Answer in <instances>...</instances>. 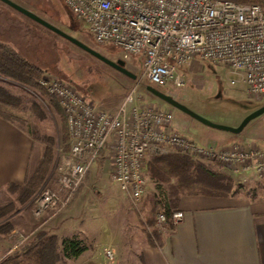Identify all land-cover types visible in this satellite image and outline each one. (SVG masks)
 <instances>
[{"label":"built area","instance_id":"1","mask_svg":"<svg viewBox=\"0 0 264 264\" xmlns=\"http://www.w3.org/2000/svg\"><path fill=\"white\" fill-rule=\"evenodd\" d=\"M62 1L97 45L141 57L138 85L147 81L156 89L183 88L187 73L203 63L240 76L250 97L264 98L262 5L229 0ZM38 85L64 114L69 150L54 168L58 190L42 187L34 197L31 214L36 219L65 209L103 154L111 164V180L135 208L146 189L148 156L171 148L217 160L233 172L264 173L263 152L238 145L216 149L197 144L172 131L171 111L139 104L135 89L112 110H105L62 81L42 77ZM182 219V212H173L171 226ZM153 228L169 231L163 212L157 214ZM104 255L108 262L114 260L110 249Z\"/></svg>","mask_w":264,"mask_h":264},{"label":"rangeland","instance_id":"2","mask_svg":"<svg viewBox=\"0 0 264 264\" xmlns=\"http://www.w3.org/2000/svg\"><path fill=\"white\" fill-rule=\"evenodd\" d=\"M11 1L32 12L65 35L81 42L101 57L112 62L123 61L125 68L134 74L136 79L132 80L124 76L100 59L76 47L63 37L49 31L0 1V35L3 39L8 40V43L0 41L11 46L30 64L40 69L43 72V77L56 79L70 85L94 106L102 107L105 110H112L128 92L135 89L139 104L153 105L172 112L173 121L170 128L173 132L188 139L198 140L200 134L196 127L201 125L200 122L171 107L146 89L147 86L153 88H156V86L147 81H143L138 85L137 80L142 66L140 56L126 54L109 45H97L89 35L86 26L74 18L62 0ZM257 5L264 6V3ZM192 69L193 71L188 72L186 75V85L183 88L174 89L169 87L161 91L191 112L214 124L229 126L244 112L264 101V98L250 97L246 93V86L242 78L232 75L223 67H212L200 63V68ZM230 81H235L236 84L232 85ZM0 85L19 99L20 102L18 108H9L12 122L29 133L35 141L36 147L41 150V157L45 149L49 148L51 151L50 173L41 188L48 187L58 190L54 181V168L60 157L68 153L69 147L68 140H66L65 119L52 106L50 99L57 104L56 100L41 87L36 90L6 77L0 76ZM238 146H241L244 150L247 149L240 144ZM169 153L189 156L192 160L203 163L215 171L224 172L231 179L232 189L229 194H239L242 198L250 199L264 197V173L254 174L256 177L247 175H240V178L234 177L231 174L233 172L231 168L222 165L217 160L202 155L192 156L189 153L177 152L171 148L163 154L148 156L145 169L147 185L136 208L127 196L121 195L123 193L118 190V185L111 180L110 170L109 173L108 169L96 170L98 158L90 169L87 185L85 183L86 179L81 185V187L85 185L90 189L89 194L86 192L81 203L87 204V206L96 204L98 212L90 214V211L86 208L83 214L87 218H84L88 222L94 220V222L100 223L101 221L105 222L104 220L107 219L114 222L120 217L124 222L123 218L126 217L128 224L122 222L120 224V231L124 235L121 239L117 238L120 245L124 246L132 247L131 235L137 229L135 225L139 227L143 225L144 235L153 236V234H157L161 236L162 233L155 230L153 226L157 214L164 211V205L169 194L168 186L174 185L175 179L170 178L168 184L155 183L147 173V165L154 156L169 155ZM37 193L23 205L18 201L19 190L7 189L0 195L1 208L5 207L8 210L12 206L14 207L13 211L0 219V226L4 223L8 225V229L4 228L7 231L0 230V262L14 256L23 244L30 243L38 233L43 232L40 228L43 218L36 219L31 214L33 200ZM93 214H96L95 219L89 217ZM141 223L142 225H140ZM103 238L101 241L106 239ZM20 241L22 242L19 243ZM93 246L95 248L94 244ZM126 254L130 255L129 252ZM50 264H68V260L63 259L60 261L55 256L51 259Z\"/></svg>","mask_w":264,"mask_h":264},{"label":"crops","instance_id":"3","mask_svg":"<svg viewBox=\"0 0 264 264\" xmlns=\"http://www.w3.org/2000/svg\"><path fill=\"white\" fill-rule=\"evenodd\" d=\"M0 40L8 43L1 35ZM262 106L264 101L244 112L229 126L238 127L247 115ZM196 129L200 134L198 140H190L197 144L216 149L240 144L264 153V113L251 120L238 134L203 124ZM40 159L41 150L29 133L0 117V195L9 185H23ZM107 159L104 154L99 157L97 171H111ZM231 174L240 178L243 175L254 177L257 173L238 171ZM89 190L85 185L80 187L60 213L50 218L46 213L42 217L41 231L55 237L58 248L61 239L73 237L89 245L80 256L68 260V264H264V197L242 198L234 193L225 197L182 195L177 202V211L183 213L182 221L162 233L157 244L149 242L142 223L141 227L135 225L136 231L130 234L133 240L130 247L117 241L124 235L120 224H128L126 217L124 222L121 217L114 222L107 219L100 223L85 219L86 208L90 214L98 212L96 204L81 203ZM89 217L95 219L96 214ZM103 237L106 239L101 241ZM105 249L113 251L112 262L106 261Z\"/></svg>","mask_w":264,"mask_h":264},{"label":"trees","instance_id":"4","mask_svg":"<svg viewBox=\"0 0 264 264\" xmlns=\"http://www.w3.org/2000/svg\"><path fill=\"white\" fill-rule=\"evenodd\" d=\"M234 1L244 4L264 3V0H233L232 2ZM0 76L39 90L38 81L43 77V72L20 56L11 46L0 41ZM50 100L52 106L64 117L55 101ZM19 103V99L0 85L1 118L12 122L9 108H18ZM51 164L52 154L48 148L44 150L40 162L23 185L8 186V189L20 191L18 201L22 205L26 204L45 183L50 173ZM147 173L155 183L168 184L170 178L175 179L174 185L168 186L169 194L164 205V211H162L167 218L169 227H172L170 217L173 212L177 211V202L180 196L209 195L225 197L230 195L229 193L232 189L231 179L224 172L215 171L209 166L196 162L185 155L169 153V155L154 156L147 165ZM13 208L12 206L7 210L5 207H0V219L13 211ZM0 228L1 231H7L8 225L4 223ZM4 228L7 229L4 230ZM156 235L148 236L150 243L157 244L159 236ZM86 250V243L75 237L62 239L60 248H58L55 237L47 236L42 232L38 233L30 243L23 244L14 256L6 258L0 264H50L51 259L55 258V256L60 261L63 259L71 260L80 256Z\"/></svg>","mask_w":264,"mask_h":264},{"label":"water","instance_id":"5","mask_svg":"<svg viewBox=\"0 0 264 264\" xmlns=\"http://www.w3.org/2000/svg\"><path fill=\"white\" fill-rule=\"evenodd\" d=\"M1 2L5 3L6 5H8L9 7H11L12 9H14L16 12L20 13L21 15L31 19L32 21L38 23L39 25L43 26L44 28L48 29L49 31L63 37L64 39H66L67 41H69L71 44L75 45L76 47L82 49L83 51L91 54L92 56L100 59L101 61H103L104 63H106L107 65H109L110 67L114 68L115 70H117L118 72H120L121 74H123L124 76L135 80L136 76L134 74H132L130 71H128L125 68V64L123 61L118 60L116 62H112L109 61L107 59H105L104 57H101L99 54L95 53L94 51H92L91 49H89L88 47H86L85 45H83L81 42L65 35L64 33H62L61 31H59L58 29H56L55 27H53L52 25H50L49 23H47L46 21L40 19L39 17H37L36 15H34L32 12L26 10L25 8L19 6L18 4L12 2L11 0H0ZM147 91L149 93H151L152 95H154L155 97H157L158 99L164 101L165 103H167L168 105H170L171 107L178 109L184 113H186L187 115H189L190 117H192L193 119L197 120L198 122H200L201 124L212 128V129H216L219 131H224V132H229V133H233V134H238L240 133L243 128L253 119L259 117L260 115H262L264 113V106L260 107L259 109L253 111L252 113H250L249 115H247L242 121L241 123L238 125V127H230V126H225V125H218V124H214L208 120H206L205 118L191 112L190 110H188L186 107H184L183 105L179 104L177 101H175L174 99H172L171 97L163 94L161 91H159L156 88H153L151 86H147L146 87Z\"/></svg>","mask_w":264,"mask_h":264},{"label":"flooded vegetation","instance_id":"6","mask_svg":"<svg viewBox=\"0 0 264 264\" xmlns=\"http://www.w3.org/2000/svg\"><path fill=\"white\" fill-rule=\"evenodd\" d=\"M161 90H163V89H159V91H161ZM162 92V91H161ZM163 93V92H162ZM163 94H165V93H163Z\"/></svg>","mask_w":264,"mask_h":264}]
</instances>
